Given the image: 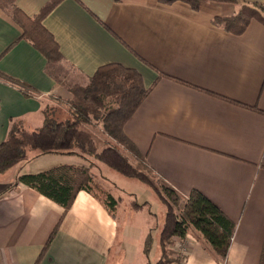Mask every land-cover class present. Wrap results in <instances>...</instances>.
Here are the masks:
<instances>
[{
    "label": "crops",
    "instance_id": "crops-1",
    "mask_svg": "<svg viewBox=\"0 0 264 264\" xmlns=\"http://www.w3.org/2000/svg\"><path fill=\"white\" fill-rule=\"evenodd\" d=\"M11 1L12 9L30 19L58 1L42 26L61 60L50 63L23 38L11 14L0 8V145L13 130L37 131L48 106L71 100L70 89L59 80L61 69L86 84L107 65L134 70L149 92L123 133L139 160L184 199L193 190L203 195L236 226L223 263L193 228L185 237L173 238V252L184 249V264H260L264 24L252 19L242 35L234 36L212 20L236 14L241 4L264 7V0L207 2L197 10L172 0ZM59 112L62 119L67 117V110ZM83 130L97 152L112 142L127 151L131 165H137L136 156L100 127V133L92 125ZM87 161L94 167L93 157L78 152L40 154L29 149L25 161L0 174V264H149L152 216L145 214L144 204L136 200L135 208L131 201L132 215H124V222L143 220L134 224L131 234L127 228L120 232L117 216L125 214L126 207L106 189L108 178L91 173L93 167L94 181L115 202L111 212L95 194L79 191L63 215L61 206L15 183L21 175L63 165L87 166Z\"/></svg>",
    "mask_w": 264,
    "mask_h": 264
},
{
    "label": "trees",
    "instance_id": "trees-1",
    "mask_svg": "<svg viewBox=\"0 0 264 264\" xmlns=\"http://www.w3.org/2000/svg\"><path fill=\"white\" fill-rule=\"evenodd\" d=\"M172 1H181L189 5L192 10L199 9L207 2L238 3V0ZM57 3L58 1L46 6L32 19L23 15L16 8H13L11 13V19L22 29L23 38L42 53L49 62H58L61 60V56L53 38L43 28L42 21ZM252 19H257L264 24V7L262 5L241 4L236 14L229 17H216L212 22L223 31L240 36L245 32ZM148 92L149 89L143 87L141 77L136 71L115 64L100 68L88 80L87 85L70 88L72 98L71 102L67 104L65 119L61 118L63 117L61 112L50 109L45 111L42 127L37 131L28 133L16 129L9 133L7 139L0 145V174L25 161L29 149L40 154L78 152L83 156H91L122 176L136 179L154 188L160 200L165 204L167 210L159 238L161 257L155 264H180L177 258L171 259V254H174L172 250L173 238L185 237L190 228L201 234L219 261L223 263L226 260L236 226L213 203L194 190L190 192L187 199L168 186L162 187V191L159 190L149 176L151 172L148 168L131 165L128 159L113 146L97 152L92 137L82 130L84 124L87 125L94 119L99 122L98 125L101 126L103 133L133 153L139 160L140 157L135 148L123 133V126L135 113ZM91 166L93 164L90 162L87 166L63 165L36 175H21L15 183L30 187L55 202L63 208V215L71 207L79 191L94 195V189H97L103 195V206L111 212L115 202L94 181L90 174ZM169 196L175 197L172 203L168 201ZM96 198L99 197L96 196ZM180 202H183V208L180 215H177L174 206L177 207ZM134 207L138 208L139 206L135 203ZM58 228L59 223L54 228L43 252ZM41 256L42 254L39 260ZM260 264H264V243Z\"/></svg>",
    "mask_w": 264,
    "mask_h": 264
},
{
    "label": "rangeland",
    "instance_id": "rangeland-1",
    "mask_svg": "<svg viewBox=\"0 0 264 264\" xmlns=\"http://www.w3.org/2000/svg\"><path fill=\"white\" fill-rule=\"evenodd\" d=\"M0 8L4 9V11L7 12L8 14H11L13 11L12 1L11 0H0ZM239 9H240V6H239ZM50 63L55 64V62H53V61ZM59 74L61 76L59 79L60 82L63 83L64 85H66L69 89L70 88L73 89L75 87L83 86L84 84H86V82L84 80H81L79 77H77L74 73H71L70 71H67V70L65 71L64 69H61L58 72V75ZM66 102H68V103H66ZM66 102L58 100V102L55 104H52L51 107L48 106L46 108V110L54 109V110H58V111L59 110H65L66 111L68 108L67 104H69V102H71V101L69 100ZM65 114H66V112H65ZM96 122L97 121L92 119L91 121H89L90 124L88 123L87 126L92 125V127L96 130V132L100 133L99 127H101V126L98 125L99 122H97V123ZM87 126L84 124L82 126V130H83V128H85ZM111 143L112 142H110L108 144V142H107V144H106V141H105L106 145L104 147L101 144H99V146L105 148L107 146L108 147L111 146ZM119 150L122 153V155L130 161L129 157L127 156V151H125L121 147H119ZM85 158H88V157H85ZM87 163H88V161H87ZM137 165L145 167V165H143L141 160L137 161ZM95 166L96 167L100 166V168L102 167L101 168L102 171L100 170V168L98 171L94 170ZM91 167H93V166H91ZM104 167L105 166L103 164L96 161V162H94V167L91 170V173H94L97 176L104 175L105 178H108L107 179L108 181H106L108 183L105 182V184L107 185L106 189L110 190V193L112 195L119 197L121 199L120 202L122 204V207H126V213L125 214L123 213V214L117 216V218L119 220V231L124 232L125 228H127V229H129V232L131 234L134 230V224L136 222H138L140 224V221L143 220V218H139V219L136 218V219H131L128 222L127 221L124 222V220H123L124 215H127V217L132 215V214H130V209L128 208L129 207L128 204L131 201L134 203L137 200L141 204H144L143 206H145V210H144L145 214H147L148 217L152 216V220L150 222L151 228H149V231H148V233L151 235L150 239H151L152 251L149 255V262L148 263L149 264H155L160 257V248H159V242L158 241H159V234H160L161 228L163 226L164 218H165V214H166V210H167L165 204L160 200V198L157 195V192L154 190V188H152L146 184H142L136 180H130L127 178H123V176L121 174H119V173H117L111 169H108L107 167H105V168ZM144 172L147 173V171H144ZM108 173H110L111 176L108 177ZM149 176L153 180L156 187L162 191V187H164L165 184H163L161 182V180H159L153 174H149ZM94 190H95L94 194L97 197H99L101 200H103L102 199V197H103L102 193H100L99 190H97V189H94ZM132 194H138L139 196H142L143 201H140V199L138 197L136 198ZM174 198L175 197H173V196L172 197L169 196L168 201H170L172 203ZM183 202H180L177 207L174 206L175 212L177 213V215H180V213H181V210L183 208ZM136 204H137V202H136ZM114 251L115 250H113L111 255H110L111 258L114 256ZM176 258H177V256H175L174 254H171V259H176Z\"/></svg>",
    "mask_w": 264,
    "mask_h": 264
},
{
    "label": "built area",
    "instance_id": "built-area-1",
    "mask_svg": "<svg viewBox=\"0 0 264 264\" xmlns=\"http://www.w3.org/2000/svg\"><path fill=\"white\" fill-rule=\"evenodd\" d=\"M177 252H180V253H177ZM174 254L175 256H177V259L178 261H180V264H184V255H185L184 249L178 251V248H177V251H174Z\"/></svg>",
    "mask_w": 264,
    "mask_h": 264
}]
</instances>
